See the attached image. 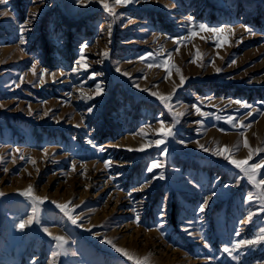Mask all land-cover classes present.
<instances>
[{
  "label": "rangeland",
  "instance_id": "1",
  "mask_svg": "<svg viewBox=\"0 0 264 264\" xmlns=\"http://www.w3.org/2000/svg\"><path fill=\"white\" fill-rule=\"evenodd\" d=\"M106 2L115 16L101 0L0 3V13L7 12L0 15V264H144L145 258L147 264H264V243L240 249L237 259L223 251L259 234L264 211L259 190L213 154L228 146L237 160L251 151L249 165L264 159V151L255 152L264 148V0ZM200 24L225 30L201 32ZM165 61L167 70L160 66ZM151 92L171 96L172 111ZM176 113L183 115L174 136L129 151L159 139L160 121L167 129ZM154 160L164 167L149 173ZM159 172L164 180L142 187ZM30 186L47 200L41 223L20 230L34 207L20 195ZM52 201L71 202L78 223ZM42 226L67 238L63 251Z\"/></svg>",
  "mask_w": 264,
  "mask_h": 264
},
{
  "label": "snow or ice",
  "instance_id": "2",
  "mask_svg": "<svg viewBox=\"0 0 264 264\" xmlns=\"http://www.w3.org/2000/svg\"><path fill=\"white\" fill-rule=\"evenodd\" d=\"M6 2H7V0H0V3H6ZM88 2H90V0H76V3H78V4L82 5V6H87ZM101 2H102L103 8L107 12H109L113 16L116 15V13L113 10V7L110 6L106 2V0H101ZM137 2H139V0H114V4L115 5H123V6H126V5L131 4V3H137ZM0 15H5L6 16L7 12L0 13ZM31 18L32 17H29V19H31ZM188 19L191 20L192 18L189 17ZM27 23H28V21H26L25 24H22L20 26V29H19V31H20V43L21 44L25 43V39H24L23 33L25 31H29L30 30L27 27ZM244 27H245V31H247L249 33H252L253 30L251 29L250 26H244ZM198 28H199V31H201V32H211V33H221V32H223L225 30L224 28L207 27L206 25H203V24H200L198 26ZM228 30L229 31H234V29H231V28H229ZM110 34L111 33L109 31V35ZM196 35H197V31H192L191 32V36L194 37ZM185 39H187V37H185ZM176 43L179 44L180 41L176 40ZM83 47L86 48L87 45H84ZM21 51H23V49H21ZM176 51H179V49L177 48ZM81 53H83V48L81 49ZM103 55L105 57H108V52H104ZM147 55L149 57L153 56L152 53H148ZM197 55H199V53H197ZM81 59L82 60L84 59L83 55H81ZM141 59H143V57H141ZM233 63H234V61H233ZM82 66L85 69L88 68V65L86 63L83 64ZM153 66H156V65H154L153 63H149L148 64L149 68H151ZM160 66L165 67L166 70H167V67H166L167 66V61H165L164 65H160ZM32 70H33V73L35 74V65L34 64L32 65ZM73 71H76V69H73ZM116 71L120 72L121 69L119 67H117ZM176 71L179 72L180 69L177 67ZM216 71L220 72L221 69L217 68ZM52 75L55 76V73H52ZM61 75H63V73H61ZM95 75L96 74H93V77ZM123 75L127 76L128 73L124 72ZM169 75H171L170 71H169ZM180 81H181V84H183V82H184L183 75H181ZM135 86L137 88H139L138 84L135 85ZM17 87H19V85H17ZM144 91H148V89H144ZM102 93H103V88L98 83L96 85L95 94L96 95H100ZM151 95L157 97L162 103H164L169 108V111H172V107H171V104H170V101L172 99L171 96L159 95L156 92H151ZM89 98H91V97H89ZM235 103L241 104V106L245 107V108H249V109L251 108L250 105H248L246 103H242L241 101H235ZM0 107H3V105H0ZM196 110H197L198 113H200V109L199 108H197ZM89 111H91V109H89ZM29 114H31V113H29ZM200 114L207 115L205 113H200ZM182 115H183V113H176V116H174V118H173V123L171 124V126H168L167 129H166L164 121L161 120L160 121V127L155 130L156 134L160 137L159 139L150 140L147 145H142L138 149H129V151H140V152H143V151H145V149L147 147H151L152 145L160 146L162 143H164L167 140L168 137L174 136V132H173L172 129L175 127L176 123H179V120L176 117L182 116ZM245 115L250 116L251 115V111H249ZM217 119H219L218 116H217ZM228 122L232 123V118L231 117L228 118ZM77 126H79V125H77ZM233 126L234 127H249V125H243L240 122H237V124H234ZM141 132H143V129H141ZM179 142L181 144L184 143V141H182V140L179 141ZM87 143L91 144L93 147H96V145L93 143L92 140H88ZM244 146L245 147H249L248 141H247L246 138L244 140ZM199 147L202 148L204 151H209V149L205 148L203 145H199ZM16 151L19 152L20 149H16ZM101 151H103L102 148H101ZM262 151H264V148H256L255 149V152L257 154H259ZM161 154L162 155H166L167 154V149L163 148L161 150ZM213 154L216 155V156H222L225 160H227L229 163L234 165L235 168L239 169L244 174V177H246L247 180L249 182H251L259 190V192L256 194V198H258V200H259V202L261 204V211H264V178L258 179V170L261 169V168H264V159L260 160L259 162L255 163V164L249 165L248 161L253 158L251 151L249 152V155H248V157L246 159L237 160V159H233L232 158V155L230 154V149L228 148V146H224L223 148L218 147L213 152ZM45 155H47V151H45ZM20 159L23 160L24 156L21 155ZM2 160H3V158L0 157V162H2ZM32 163H35V161L33 160ZM107 163H111V162H107ZM162 167H164V164L162 162L154 160V161H152L151 165L149 167H147L146 171L151 173V172H153L154 169H160ZM72 168H73V170L75 169V164L72 165ZM164 179H165L164 173L163 172H159L157 175H154L153 177H151L149 181H146L142 187H148L149 184L151 182L155 181V180H164ZM3 195H4V193L0 192V196H3ZM20 195H23V196H25L27 198H30L32 200L33 205H34V207L32 208L31 216L28 219H26V220L20 221V223L18 224V228L20 230H24L26 227L31 226L33 223H35V224H40L41 223L39 218H38V212H39L40 205L43 204L47 200V198H42V197H39V196H35L33 194V189L31 188V186L26 191L21 192ZM215 195H216V193L213 191L203 201V203L200 205L198 211L199 212H204L205 209L208 206V202L210 200H212V198ZM253 199H254L253 195L247 196V200L248 201H253ZM52 203L56 204V207L59 208L64 213V215L71 221L72 224H77L78 223L79 216L78 215L77 216L73 215L74 207H70L71 202H68L66 204H57L55 201H52ZM165 212H166V209L162 206L161 207V211H160L161 218H163V216L165 215ZM136 221H137V223L139 222V216L136 217ZM240 223H244V222L241 221ZM42 231L46 235L51 237V239L55 242V246H56L57 249H59L61 251L64 250V246L68 243V240H67L66 237H64V236H52V234L49 232L48 228L44 227V226H42ZM236 235H240L239 231L236 232ZM107 242L109 244H111L112 247L117 252L123 254L129 260L133 259V257L129 256L128 253L124 249L118 248L115 244H112L111 241H107ZM261 243H264V227L260 228L259 229V234H257L252 239L239 240L233 246H225L223 248V251L225 253H227L228 256L232 257L233 259H237L238 257H237V255H235V253H238V251L240 249L245 248V247H252V246H255V245H259ZM59 254H60L59 252L54 253V255H59ZM73 255H75V253H73ZM136 264H141V262L140 261H136ZM144 264H147V258H145Z\"/></svg>",
  "mask_w": 264,
  "mask_h": 264
},
{
  "label": "trees",
  "instance_id": "3",
  "mask_svg": "<svg viewBox=\"0 0 264 264\" xmlns=\"http://www.w3.org/2000/svg\"><path fill=\"white\" fill-rule=\"evenodd\" d=\"M262 9H264V8H262L261 6H259V10L262 11Z\"/></svg>",
  "mask_w": 264,
  "mask_h": 264
}]
</instances>
